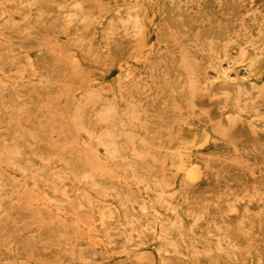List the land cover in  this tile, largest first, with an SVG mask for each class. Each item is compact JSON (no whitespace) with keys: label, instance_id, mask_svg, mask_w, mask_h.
<instances>
[{"label":"rangeland","instance_id":"obj_1","mask_svg":"<svg viewBox=\"0 0 264 264\" xmlns=\"http://www.w3.org/2000/svg\"><path fill=\"white\" fill-rule=\"evenodd\" d=\"M0 264H264V0H0Z\"/></svg>","mask_w":264,"mask_h":264},{"label":"bare ground","instance_id":"obj_2","mask_svg":"<svg viewBox=\"0 0 264 264\" xmlns=\"http://www.w3.org/2000/svg\"><path fill=\"white\" fill-rule=\"evenodd\" d=\"M238 53H239V52H238ZM242 65H243V64H242ZM211 71H212V70H211ZM211 71H210V73H211ZM212 73H213V72H212ZM212 73H211V75H212ZM231 77H232V76H231ZM246 80H247V79H246ZM260 84H261V83H260ZM260 84H259V85H260ZM101 148H103V147H101ZM101 152H102V151H101ZM110 159H111V158H110ZM52 203H53V202H52Z\"/></svg>","mask_w":264,"mask_h":264}]
</instances>
